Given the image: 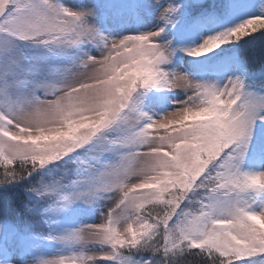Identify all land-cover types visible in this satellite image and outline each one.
Segmentation results:
<instances>
[{"label":"snow or ice","instance_id":"6c2138e0","mask_svg":"<svg viewBox=\"0 0 264 264\" xmlns=\"http://www.w3.org/2000/svg\"><path fill=\"white\" fill-rule=\"evenodd\" d=\"M16 185L19 264H264V0H0Z\"/></svg>","mask_w":264,"mask_h":264},{"label":"rangeland","instance_id":"374dc122","mask_svg":"<svg viewBox=\"0 0 264 264\" xmlns=\"http://www.w3.org/2000/svg\"><path fill=\"white\" fill-rule=\"evenodd\" d=\"M73 2H76V0H73ZM20 189H22L23 192ZM20 189L16 188L15 186H10L6 190L0 189V209L2 208L4 210H6L7 204H9L10 200H12L14 197H17L19 199V202L22 199H24L25 198L24 188L21 187ZM18 205H19V203H18ZM16 220H18V216H17ZM8 221L16 222V221H12L10 219ZM0 255H3L8 260H10L11 264H19L18 255L14 254L12 248L7 246V245L3 246V250H2V252H0Z\"/></svg>","mask_w":264,"mask_h":264},{"label":"trees","instance_id":"16d2710c","mask_svg":"<svg viewBox=\"0 0 264 264\" xmlns=\"http://www.w3.org/2000/svg\"><path fill=\"white\" fill-rule=\"evenodd\" d=\"M257 56H259V52L257 51L256 53ZM16 188L20 189L23 187V185H16ZM24 188V187H23ZM22 190V189H20ZM23 192V190H22ZM22 194V193H21ZM18 203L19 199L17 197H14L12 200H10L9 204H7V209H0V218H5L7 220H12V221H17L16 218L18 216ZM196 259L195 257H190L189 261L190 264H196Z\"/></svg>","mask_w":264,"mask_h":264}]
</instances>
